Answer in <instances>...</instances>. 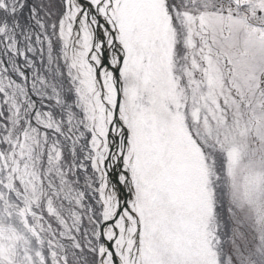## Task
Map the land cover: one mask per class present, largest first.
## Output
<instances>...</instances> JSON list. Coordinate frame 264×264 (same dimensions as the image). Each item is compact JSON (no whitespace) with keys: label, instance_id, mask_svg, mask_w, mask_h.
Returning <instances> with one entry per match:
<instances>
[{"label":"snow or ice","instance_id":"snow-or-ice-1","mask_svg":"<svg viewBox=\"0 0 264 264\" xmlns=\"http://www.w3.org/2000/svg\"><path fill=\"white\" fill-rule=\"evenodd\" d=\"M0 264H264V0H0Z\"/></svg>","mask_w":264,"mask_h":264}]
</instances>
